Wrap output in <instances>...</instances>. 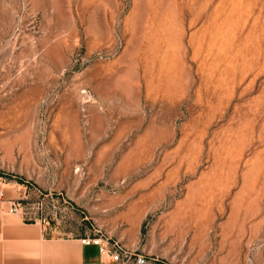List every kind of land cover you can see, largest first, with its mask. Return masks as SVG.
<instances>
[{"label": "rangeland", "instance_id": "374dc122", "mask_svg": "<svg viewBox=\"0 0 264 264\" xmlns=\"http://www.w3.org/2000/svg\"><path fill=\"white\" fill-rule=\"evenodd\" d=\"M5 184L148 264H264V0H0Z\"/></svg>", "mask_w": 264, "mask_h": 264}, {"label": "crops", "instance_id": "0c3cea01", "mask_svg": "<svg viewBox=\"0 0 264 264\" xmlns=\"http://www.w3.org/2000/svg\"><path fill=\"white\" fill-rule=\"evenodd\" d=\"M3 187L4 195L0 198V264H113L98 247L82 245V234L74 236L58 231L42 214L37 213L32 218L11 214L10 202H25L26 191L13 184Z\"/></svg>", "mask_w": 264, "mask_h": 264}, {"label": "built area", "instance_id": "2783aa9c", "mask_svg": "<svg viewBox=\"0 0 264 264\" xmlns=\"http://www.w3.org/2000/svg\"><path fill=\"white\" fill-rule=\"evenodd\" d=\"M3 191L0 192V198L3 197ZM22 201H11L9 212L11 214H24L26 217H31ZM45 202L40 201L39 209H43ZM81 244L84 246H96L99 248L101 254L108 258L113 264H148L147 259L141 255H134L121 249L117 244H113L111 239L103 234H96L93 236L87 235L81 238Z\"/></svg>", "mask_w": 264, "mask_h": 264}]
</instances>
